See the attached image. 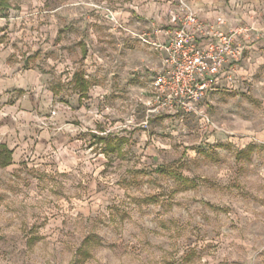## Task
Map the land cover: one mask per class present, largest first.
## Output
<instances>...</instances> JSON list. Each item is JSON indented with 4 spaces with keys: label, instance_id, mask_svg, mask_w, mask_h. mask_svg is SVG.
<instances>
[{
    "label": "rangeland",
    "instance_id": "rangeland-1",
    "mask_svg": "<svg viewBox=\"0 0 264 264\" xmlns=\"http://www.w3.org/2000/svg\"><path fill=\"white\" fill-rule=\"evenodd\" d=\"M0 1L3 63L48 75L63 56L71 79L87 44L105 59L114 148L0 168V264H264V28L245 38L239 87L215 98L212 127L194 114L147 122L142 105L130 120V101L149 95L155 56L114 25L116 0ZM60 93L65 127L83 101L73 83Z\"/></svg>",
    "mask_w": 264,
    "mask_h": 264
},
{
    "label": "crops",
    "instance_id": "crops-1",
    "mask_svg": "<svg viewBox=\"0 0 264 264\" xmlns=\"http://www.w3.org/2000/svg\"><path fill=\"white\" fill-rule=\"evenodd\" d=\"M116 1L114 10H116L117 19L124 29L130 32H140L141 28L149 30L153 24L168 26L177 6V0ZM185 1L197 12L200 19L208 24L217 25L218 20L222 19V24H218V27L225 33L235 28H245L249 32L256 28H264V0ZM135 15L145 19L136 22L134 21ZM98 25L102 26L101 23ZM100 31L99 28L92 31L90 39L94 42L101 40ZM124 32L126 38L134 40L126 31ZM245 38L248 37L241 36L239 39L246 46ZM146 48L155 56L151 66H147L148 70L152 67H160L162 65L160 54ZM83 53L85 59L82 71L73 73L71 79H68L64 74L68 63H65L67 58L63 56L59 62L51 60L54 70L48 75L32 67L21 68L20 63L8 64L0 61V68H2L0 69V146L6 147L12 153L11 164L6 168H15L21 162L38 161L47 150L53 152L63 150V152L70 153V150L75 148L78 152L83 153L94 151L99 144L106 142L108 150L114 151L113 145L104 138V135L108 134L102 131L104 128L102 124L105 123L104 117L110 111L106 105V97L113 85L109 80V89L103 88L105 86H103L100 75L105 74L101 69L107 66L106 61L95 53L89 44L83 47ZM7 55L4 53V59L7 58ZM24 63L26 64V61ZM242 71L240 67L236 84L220 83L208 98L199 103V107H205L208 112L209 107L214 104L215 98L236 91ZM111 75L113 74L111 73ZM69 83H73L74 89L78 91L83 106L79 107L77 116L73 117L74 123L63 127V124L66 123L56 109L61 106L60 99H63V93L60 91L64 90ZM148 93L149 95L142 100L149 98L150 90ZM130 104L132 109L130 120H133L136 108L142 103L140 101V104L137 102L134 104L130 101ZM142 109L147 122L151 119L169 117L163 114L147 118L143 105ZM49 110L53 115H49ZM109 125L111 126L110 122ZM125 129H128V126H125ZM89 140H92L93 143H87ZM234 142L238 147H246L242 140H234Z\"/></svg>",
    "mask_w": 264,
    "mask_h": 264
},
{
    "label": "built area",
    "instance_id": "built-area-1",
    "mask_svg": "<svg viewBox=\"0 0 264 264\" xmlns=\"http://www.w3.org/2000/svg\"><path fill=\"white\" fill-rule=\"evenodd\" d=\"M114 25L126 31L158 54L160 67H152L154 74L148 99L140 100L147 118L167 115L184 120L198 115L207 127H212L205 107L199 103L222 82L236 84L240 62L248 48L240 37H248V30L235 28L228 33L217 25L200 19L185 0H177V6L168 26L153 24L144 32H130L113 16Z\"/></svg>",
    "mask_w": 264,
    "mask_h": 264
},
{
    "label": "trees",
    "instance_id": "trees-1",
    "mask_svg": "<svg viewBox=\"0 0 264 264\" xmlns=\"http://www.w3.org/2000/svg\"><path fill=\"white\" fill-rule=\"evenodd\" d=\"M0 7L8 10V5L3 1H0ZM12 161V153L4 146H0V167L6 168L11 164Z\"/></svg>",
    "mask_w": 264,
    "mask_h": 264
}]
</instances>
